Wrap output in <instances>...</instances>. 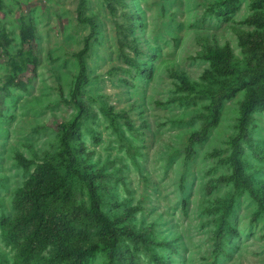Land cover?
Listing matches in <instances>:
<instances>
[{"label": "rangeland", "instance_id": "1", "mask_svg": "<svg viewBox=\"0 0 264 264\" xmlns=\"http://www.w3.org/2000/svg\"><path fill=\"white\" fill-rule=\"evenodd\" d=\"M221 0H85L81 17L96 25L84 55L87 107L79 126L87 163L97 178L102 208L116 215L133 211L127 223L146 231L147 246L123 239L138 264H264V210L248 189L226 178L230 138L237 131L245 89V63L261 60L243 47L254 0L229 10ZM111 4V6L109 5ZM78 0H0V264H25V231L8 223L19 214L15 199L36 163L51 161L61 172L59 134L77 108L70 101L77 73L74 54L89 33L77 16ZM33 30L22 42L23 24ZM228 46L237 68L216 115L207 88L219 85L208 47ZM176 73L192 86L180 85ZM217 76V75H216ZM207 123L201 141L193 132ZM250 142L242 158L257 196L264 194V112L253 113ZM191 148V157L187 149ZM33 161L22 167L15 153ZM81 167V163L77 165ZM73 205L89 208L84 183L67 177ZM264 204V201H263ZM53 210L61 201L51 200ZM226 209L225 234L216 247L217 218ZM71 227L95 243L97 227L85 215ZM76 240V237H73ZM47 245L28 264H65ZM78 264H109L98 247Z\"/></svg>", "mask_w": 264, "mask_h": 264}, {"label": "trees", "instance_id": "2", "mask_svg": "<svg viewBox=\"0 0 264 264\" xmlns=\"http://www.w3.org/2000/svg\"><path fill=\"white\" fill-rule=\"evenodd\" d=\"M237 2L238 0H221L219 5L227 11ZM253 4L256 8L249 15L247 22L257 25L260 29L243 32L240 40L250 56H259L262 61L248 60L245 63L246 81L242 82L245 93L239 105L237 131L229 142L228 161L231 172L226 178L220 177V180L227 179L236 188L248 189L256 197L260 208L264 210V194L261 196L255 194L253 181L246 172V162L242 158L244 145L250 142L249 127L252 115L258 110L264 112V0H254ZM84 6L85 0H78L77 16L80 21L89 24V33L84 37L82 47L74 54L78 69L73 80L70 101L76 106L77 111L72 121L63 125L59 134L61 148L58 157L64 164V172H61L59 167L51 161L36 163L23 188L16 195L15 201L20 207L19 214L8 223L12 234L26 232L22 245V257L25 264H28L35 252L47 245H53L56 249L51 262L60 260L65 264H78L101 247L107 250L109 264H138L131 251L123 248L120 241L123 238L145 246L149 242L146 231L135 230L127 223L133 208H127L116 215H109L103 210L97 182L101 173L97 169H92L87 163L88 154L85 152L79 126L82 117L88 112L81 99L82 86L87 82L84 55L90 48V40L94 36L96 25L91 17H81ZM32 36V28L24 23L20 32L21 41L28 42ZM203 56L210 60L217 76L210 71L205 72V75L213 76L219 82L217 87L207 88L210 95L209 109L213 116L216 115L221 101L231 89L227 76L237 68V65L228 46L208 47ZM176 76L182 87L188 89L194 86L182 74L176 73ZM207 126L208 124L204 123L199 131L193 132L190 142L201 141ZM192 153L193 150L188 148V157H191ZM15 158L24 168L30 167L33 163L20 152L15 153ZM79 163H81L80 168L77 166ZM70 175H75L84 183L83 186L89 196L87 210L73 205L71 189L66 185L67 177ZM53 199L61 201L59 210L51 208L50 203ZM226 213V209H222L217 218L215 233L217 248L221 247V239L225 234ZM81 215L88 217L97 227L99 233L97 242L89 241V237L83 232L76 235L72 230V220ZM73 237H76V240H73Z\"/></svg>", "mask_w": 264, "mask_h": 264}]
</instances>
